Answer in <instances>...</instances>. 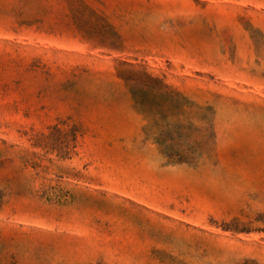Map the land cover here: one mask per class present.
Wrapping results in <instances>:
<instances>
[{
  "label": "rangeland",
  "instance_id": "obj_1",
  "mask_svg": "<svg viewBox=\"0 0 264 264\" xmlns=\"http://www.w3.org/2000/svg\"><path fill=\"white\" fill-rule=\"evenodd\" d=\"M0 264H264V0H0Z\"/></svg>",
  "mask_w": 264,
  "mask_h": 264
}]
</instances>
